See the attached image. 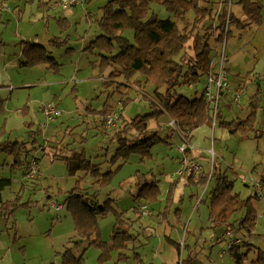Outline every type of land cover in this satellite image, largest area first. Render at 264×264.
<instances>
[{"label":"rangeland","instance_id":"374dc122","mask_svg":"<svg viewBox=\"0 0 264 264\" xmlns=\"http://www.w3.org/2000/svg\"><path fill=\"white\" fill-rule=\"evenodd\" d=\"M55 1L0 0V67L4 73L0 75V98L3 100L0 105L4 103L0 112V177L11 179L2 191V200L18 203L13 212L6 210L12 244L0 254V258L3 254L0 264H63L61 253L67 246L75 256L83 255L82 264H177L179 261L183 264H234L229 248L236 238L248 243L240 246V253L248 247L263 248L264 185L260 192L262 198L252 197L256 210L252 229L247 232L228 228L230 231L226 235L225 226L209 219L207 196L216 177L204 184L175 176L183 168V153L179 150L182 139L168 127L166 116L148 120L150 131L156 130L159 137H166V141L158 140L151 147L148 157L141 159L136 153L130 154L106 180L96 181L91 174L82 171L69 174L64 157L73 150L83 152L91 163L100 164V174L115 169L121 162L122 159L113 165L108 163L117 146L112 134L123 121L117 117L118 126L104 130L98 111L105 103L127 120L148 113L150 107L142 92L135 89L129 92L130 102L125 106L119 104L118 93L112 87L103 86L98 68L91 64L97 63L99 57L86 47L100 33L97 19L107 0H82L67 8L55 5ZM232 1V9L237 11L239 6L236 0ZM160 9L161 17L170 15L163 7ZM124 26V34L131 38L133 31L129 21H125ZM252 29L242 31L240 36L233 30L234 37L227 39V53L232 45H240L232 51L227 62L230 77L238 72L247 85L239 105H231V112L223 110L228 119L235 113L246 116L251 97L255 95L256 131L231 132L219 127L218 123L215 126L204 124L193 129L189 138L193 147L189 159L195 158L203 173L209 175L213 158L216 172L220 170L233 180L232 192L238 193L241 199L254 195V182L264 172V59L257 58L259 53L252 43H245ZM54 39L58 44L53 43ZM22 40L43 45L59 66L52 67L48 62L30 67L23 65ZM257 82L259 91H256ZM198 85L194 88L187 84L177 86L175 95L192 99L201 92V85ZM151 90L152 86L147 92ZM48 103L57 107L61 114L47 119L41 108ZM15 140L26 143L30 156L38 160V176L28 179L22 186L19 183V179L24 181L22 171L11 172L12 158L2 150ZM245 178L252 179L246 182ZM145 180L156 181L159 193L153 202L144 198L139 201L149 214L138 217L134 209L138 201L134 197ZM182 180L187 182L176 198L175 189ZM75 186L96 193L101 202L111 199L115 209L130 220V233L135 239L129 249L123 251L128 256L126 260H118L120 251H110L108 259L100 262V250L88 245V239L76 233L73 218L64 205L68 191ZM198 197L203 200L196 204ZM51 205L62 208L56 210ZM16 211L19 212L17 220L14 218ZM244 213V210L232 213L229 223L234 224ZM114 219L113 210L98 217L102 240L110 241ZM175 243L182 244L181 256ZM135 251L140 253L141 259L136 257ZM255 257L253 249L246 264Z\"/></svg>","mask_w":264,"mask_h":264},{"label":"trees","instance_id":"16d2710c","mask_svg":"<svg viewBox=\"0 0 264 264\" xmlns=\"http://www.w3.org/2000/svg\"><path fill=\"white\" fill-rule=\"evenodd\" d=\"M224 2L225 5L219 8V5ZM236 4L239 6L238 11L228 7V0L106 1L101 8V15L97 19L100 33L86 47L92 54L99 57L97 63L91 64L94 68H98L103 86L107 89L112 87L114 92L118 93L119 104L122 103L121 105L125 106L130 102V90H140L150 111L143 115H135L128 120L123 118L121 112L117 114L118 119L122 118L123 123L118 129L115 128L114 133L112 132L117 146L108 161L113 165L122 159L115 169L110 168L106 173L100 174L98 168L100 164L91 163L89 159L85 158L83 152L73 150L69 156L64 157L69 174L82 171L85 174H91L96 181L106 180L117 171L130 154L136 153L141 156V159L148 157L151 147L158 140L166 141V137H159L156 130L150 131L148 120L151 118L157 119L162 115L166 116L168 121L171 119L176 123L177 132H188L189 138L193 129L204 124H213L210 106L201 92L189 99L183 95L176 96L174 89L180 85H188L190 81H202L211 68V58L215 50L224 42L226 43L228 38L234 37L233 30L238 31L240 36L242 31L262 24L263 0H236ZM160 7H163L170 15L165 18L161 17ZM125 21H129L131 25L133 31L131 38L124 34ZM53 43L58 44L55 39ZM22 54L24 57L22 64L25 66L43 62L50 63L52 67L59 66L48 54L46 48L37 42L22 41ZM256 84V91H259V83ZM246 85L243 80V83L235 88L242 87L245 90ZM150 86H152V90L148 93L147 89ZM256 99L255 95L251 97L249 112L246 116L242 117L235 113L232 119H228L224 110L231 112L233 106L225 99L220 104L215 124L218 123L219 127L227 128L231 132L237 130L244 133L255 132ZM104 105L98 111L102 122L106 114L114 111L110 104L105 103ZM1 110H3V105H0V112ZM259 136L260 134L255 138ZM2 150L12 158L9 165L11 172L25 171L31 158L26 143L15 140L3 146ZM34 158L37 160L36 157ZM213 176L216 177V182L207 196L209 219L219 223L220 226H225L226 231H230L228 228H236L249 232L254 226L256 211L252 204V197L260 199L262 198L261 193L255 190L253 196L241 199L238 193L232 192L233 180L229 179L225 173H220V170L216 172L214 162L209 175L205 174L197 179L189 175L187 179L207 184ZM10 181V178L0 177V210L5 214H8L6 210L13 212L18 205L15 200H2V191L10 184ZM25 181L27 180L24 179L23 183L20 180L21 186L25 185ZM176 182L177 180L174 181V185ZM256 183L264 185V172L260 174L259 180L255 181L254 185ZM158 193L159 187L156 181L145 180L141 183L138 193L134 197V200L138 201L134 207L138 217L145 216L140 213L139 206L142 204L139 201L144 198L153 202ZM170 199L171 197L168 198V200ZM202 200L199 197L196 204ZM64 205L73 218L79 237H86L88 245H94L100 250L98 257L100 262L108 259L110 251H120L118 260L128 258L123 251L128 250L130 243L135 239L130 233L131 222L124 217L122 211L115 209L111 199L107 198L101 202L96 193L75 186L68 191ZM53 207L56 210L62 208L61 205ZM112 210L115 219L110 241L107 242L100 238L98 217L104 216ZM242 210L245 212L244 215L236 219L234 224L229 223L230 215ZM175 244L178 254L181 256L182 244ZM247 244L240 240L230 246L234 264H246L248 255L253 249L256 257L251 260L250 264H264V247L256 249L248 247L245 252H239L240 246ZM134 253L141 259L139 252L135 251ZM61 258L63 264H82L84 260L83 255L75 256L68 246L61 253ZM177 264L183 263L179 261Z\"/></svg>","mask_w":264,"mask_h":264},{"label":"built area","instance_id":"2783aa9c","mask_svg":"<svg viewBox=\"0 0 264 264\" xmlns=\"http://www.w3.org/2000/svg\"><path fill=\"white\" fill-rule=\"evenodd\" d=\"M81 1L82 0H57L55 1L54 4L55 5L59 4L63 8H67L70 6L72 7L80 3ZM1 10L2 7L0 5V12ZM225 44L226 43L224 42L220 47H218L215 50V53L211 58V63H212L211 68L206 74L203 81L202 82L200 81L201 83L190 81V83L188 84L189 87L194 88L200 83L199 85H201V93L204 99L206 100V102L209 104L210 110L212 112L213 126L215 125L217 113L219 111V108L221 107L220 104H222L226 99V101L231 103V105H239V100L245 93L244 89L242 88L234 89L230 84L229 74L225 66L227 61V57L225 53ZM41 111L42 114L47 119L55 118L61 114L60 111L57 109V107L49 103L43 105ZM117 114L118 113L116 111H113L104 116L103 124L105 129H110L114 127ZM168 126L174 129L176 132L178 131L176 123L171 119L168 121ZM177 133L180 135L182 139V144L179 146V150L180 152L183 153V158H182L183 168L178 171V175L179 176L190 175L193 176L195 179H197L202 176L203 170H202V166L197 160L189 159L190 156L189 153L191 150H193V147L189 144L188 132L185 133L177 132ZM212 154L213 151H211V155ZM212 163H213V158H212ZM37 174H38V161L34 157H31L28 161L24 173L22 174V177L23 179L28 180L36 177ZM250 180L251 178L244 179V181H250ZM255 187L256 190L260 193L262 189L261 185L259 183H256ZM139 210L141 215H147L149 213L145 205H141ZM228 233L229 231L226 232V234ZM239 241L240 239L236 238L234 241L231 242V245H233L234 243L236 244Z\"/></svg>","mask_w":264,"mask_h":264},{"label":"crops","instance_id":"0c3cea01","mask_svg":"<svg viewBox=\"0 0 264 264\" xmlns=\"http://www.w3.org/2000/svg\"><path fill=\"white\" fill-rule=\"evenodd\" d=\"M221 1H224V0H221ZM233 1L232 0H228V7H231V9H232V3ZM263 2H264V0H263ZM225 5V2L224 3H221L220 5H219V8L220 7H222V6H224ZM218 8V9H219ZM238 11V10H237ZM252 30H254V31H252V35H251V37L248 35V37L246 36V41H245V43L246 44H248V45H250L251 43H252V46L255 48V52L257 53H259L258 54V56H257V58L259 59V58H261V59H264V11H263V22H262V24L261 25H259V26H257L255 29H252ZM241 34H242V32H241ZM22 41H31V40H22ZM226 45H227V42H226V44H225V53H226V57H227V61H226V64H225V66H226V68H227V71H228V74H229V67H228V65H227V62H228V59H229V56L230 55H232V51H234L238 46H240L239 44H237V45H232V48H230V50L228 51V53H227V47H226ZM255 53V54H256ZM21 55H22V57H23V54H22V47H21ZM23 59H24V57H23ZM30 67V66H29ZM1 70H2V68L0 67V75H2V76H4V73H2L1 72ZM107 73H108V71L105 73L106 75H107ZM254 73H257V72H254ZM229 79H230V84H231V86L233 87V88H235L236 86H238L240 83H243V80H242V78H241V76L238 74V72H237V74H236V76L235 77H230V74H229ZM238 83V84H237ZM0 86H2V84L0 83ZM1 98H0V104H2L1 103ZM2 102H3V100H2ZM3 105H4V103H3ZM100 123H101V126L103 127V129L104 130H106L105 129V127H104V124H103V122H102V119L100 118ZM167 124H168V120H167V122H166ZM114 127H115V125H114ZM169 127V126H168ZM113 128V127H112ZM112 128H110L109 130H111ZM170 128V127H169ZM113 131V130H112ZM111 131V132H112ZM193 150H191L190 151V153L189 154H191V152H192ZM211 151H213V150H211ZM191 160H193V159H195V158H190ZM24 172V171H23ZM23 172H22V174H23ZM210 172H211V168H210ZM208 174V173H207ZM178 175V172L176 173V175L175 176H177ZM205 174L203 173L202 174V176H204ZM178 177V176H177ZM188 176H183V177H179L180 179L181 178H187ZM241 179H242V177H241ZM187 181L186 180H182L181 182H179V184L177 185V187H176V189H175V195H176V198H178V196H179V194H180V190L182 189V187L185 185V183H186ZM19 183H20V179H19ZM21 184V183H20ZM262 190V189H261ZM201 197V196H200ZM198 200H199V197H198ZM197 203V202H196ZM52 206H54V205H52ZM196 207H197V205H196ZM61 209V208H60ZM59 209V210H60ZM58 210V209H57ZM8 215H5V213H3L2 212V210H0V254L1 253H4V252H6L7 250H9L10 249V247H11V244H12V242L10 241V238H11V236H10V228H8L7 226H8V222H6V217H7ZM14 218L17 220L18 218H19V212H15V214H14ZM4 229H6V230H4ZM4 233H5V235H6V237H5V235H4ZM225 233H226V230H225ZM7 238V239H6ZM14 240H16V233H15V237H14ZM23 247V246H22ZM24 248V247H23ZM3 260V254H2V256H1V258H0V261H2Z\"/></svg>","mask_w":264,"mask_h":264}]
</instances>
